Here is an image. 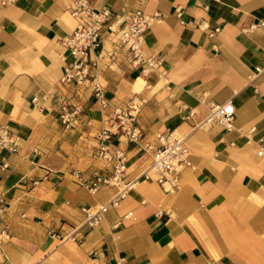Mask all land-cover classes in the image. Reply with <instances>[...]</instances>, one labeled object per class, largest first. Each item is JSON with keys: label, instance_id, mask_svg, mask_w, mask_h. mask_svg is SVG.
<instances>
[{"label": "crops", "instance_id": "1", "mask_svg": "<svg viewBox=\"0 0 264 264\" xmlns=\"http://www.w3.org/2000/svg\"><path fill=\"white\" fill-rule=\"evenodd\" d=\"M71 1L0 0V126L17 143L16 151L0 149L9 262L264 264V0H89L113 15L159 16L140 45L153 66H131L119 52L93 74L106 110L135 98L146 139L176 130L189 161L176 192L138 181L94 227L82 225L81 209L107 203L117 188L86 187L112 174L93 155L102 114L87 85L71 93L59 82L66 54L59 38L78 23L68 12ZM102 37L108 50L112 37L106 30ZM61 94L85 108L71 129L58 118ZM227 101L235 107L231 129L218 122L192 128L211 104ZM109 145L125 154L126 181L151 162L133 143L112 138ZM72 226H81L82 242L49 234Z\"/></svg>", "mask_w": 264, "mask_h": 264}, {"label": "built area", "instance_id": "2", "mask_svg": "<svg viewBox=\"0 0 264 264\" xmlns=\"http://www.w3.org/2000/svg\"><path fill=\"white\" fill-rule=\"evenodd\" d=\"M69 14L78 20L73 31L59 38L66 54L61 57L64 62L60 84L69 92L76 93L78 87L87 85L95 100L99 104L102 114V127L95 135L96 149L94 156L106 160L112 167L109 177L97 175L86 187L95 192L100 184H107L117 188L114 196L104 204L82 208L83 226L94 227L102 219L109 206H116L128 192L135 188L138 181L155 180L166 193H174L180 188L179 176L181 171L189 165L188 150L184 145V137L176 130L158 132L153 140H147L146 134L137 124L140 103L132 98L124 107H114L106 110L107 102L103 96L101 85L97 82L93 70L98 62L107 59L116 60L120 52L131 66L143 64L153 66V61L142 56L140 45L143 34L150 24L159 19L158 15L148 16L140 10H132L121 15H113L110 9L103 5L99 8L92 6L89 0H72L68 6ZM106 30L112 37L111 48L104 50L102 32ZM218 28H215L217 31ZM69 58V59H67ZM35 101V99L33 100ZM58 118L65 129H71L82 121L85 114L83 104L61 94L56 99ZM193 112L185 116L190 119ZM235 115L234 105L227 101L211 104L208 114L200 121L192 123V128H204L218 122L226 129L233 127ZM89 124V119L85 120ZM252 130V129H251ZM116 138L118 143H133L139 150L148 154L150 164L138 177L126 181V157L122 150L111 149L109 141ZM17 143L12 138L6 126H0V149L16 151ZM264 155V151L258 152ZM154 174L155 177H152ZM8 206L0 194V263L11 264L2 250L3 243L8 239L7 228L3 226V218ZM131 215L130 213L127 216ZM81 226H72L64 233L49 231L51 236L60 240L82 242ZM113 264H126L123 258Z\"/></svg>", "mask_w": 264, "mask_h": 264}]
</instances>
